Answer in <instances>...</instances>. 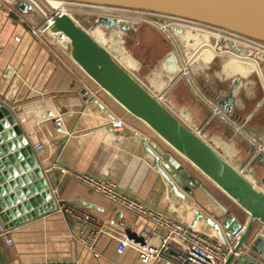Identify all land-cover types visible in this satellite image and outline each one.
I'll list each match as a JSON object with an SVG mask.
<instances>
[{
	"label": "crops",
	"instance_id": "1",
	"mask_svg": "<svg viewBox=\"0 0 264 264\" xmlns=\"http://www.w3.org/2000/svg\"><path fill=\"white\" fill-rule=\"evenodd\" d=\"M17 10L14 1H0V100L13 107L26 135L31 130L41 133L45 148L40 152L34 150L33 157L46 173L48 170L47 176L54 193L58 189L55 193L58 206L53 211L12 228L14 245L10 246L6 239H0V264L35 263L48 259H77L80 264H143L137 247L146 240L143 232H146L149 223L140 221L130 211L77 183L69 175H63L62 169L110 180L147 207L153 210L164 208L169 220L187 224L220 241L215 229L206 221L198 220L197 211L185 200L189 193L195 194L198 200L194 185H188L179 176L185 173L181 162L193 168L190 163L184 162L173 152L160 150L138 127L127 124L122 131H116L112 125L118 110L100 97L101 90L97 87L90 89L89 85H85L82 72L41 34L38 14ZM99 28L107 30L102 26ZM149 28L138 24L129 31L135 30L134 33H137L138 30H145L150 34L153 29ZM157 37L160 42L151 40V44L143 50L145 57L138 62L141 67H162L160 71L150 70L158 74L161 82L158 84L149 79L145 85L154 94L165 91V103L188 126L201 134L209 128L210 131L203 136L205 140L216 150L219 149L217 151L232 165L246 167L256 148L251 140L264 144V95L247 92L250 86L241 81L252 77L257 87L262 79L264 61L246 70L243 69L246 67L238 65L225 69L219 63L225 58L237 57L236 52L241 55V51L211 41L215 42L214 46L211 44L205 56L194 61L191 55L196 51L193 47H197V41L189 39L183 31L170 29L165 33L162 31ZM124 39L126 45L132 44L129 35L124 34ZM100 43L105 46L101 40ZM171 53H175L179 71L177 76L165 68V59ZM189 60L194 64L189 62L190 66L185 67ZM198 67V72L206 71L211 75L210 79L199 81L203 92L211 97L209 99L213 107H218L228 121L220 116L213 118V107L195 93L198 87L191 86V70L198 78ZM186 68L189 77L183 75ZM226 76L229 78L226 79ZM231 78L235 79L232 85ZM235 84L232 114L221 104L226 101ZM240 94L242 97H239ZM19 102H23V105L17 107ZM96 110L104 111V115L98 116ZM124 118L126 120L125 115ZM59 120L63 124L62 133L57 129ZM235 127L240 128L241 133H235ZM141 136H147L149 142L146 144ZM230 143L235 144L231 150ZM147 146L152 149L151 152ZM154 154L159 157V164ZM158 165L172 182L165 178ZM251 171L255 173L252 181L258 185L255 180L260 179L259 187L264 189V162H255ZM61 204L73 205L105 227L123 230L120 232L121 237L129 240L126 251L119 252V239L103 234L97 243L99 255L96 256L94 251L76 240L77 229L83 220L76 214L62 212ZM200 210L219 221L225 241L240 228L239 225L230 228L233 223H222L220 217H216L208 208L202 206ZM117 211H123L124 226L118 224ZM226 211L230 219L237 214L229 205ZM131 234L136 238H131ZM255 236L257 231L252 239ZM251 240L246 247H250ZM262 247L253 245L250 248V255L259 264H264ZM255 251L257 256H253ZM240 264L251 263L241 260Z\"/></svg>",
	"mask_w": 264,
	"mask_h": 264
},
{
	"label": "water",
	"instance_id": "2",
	"mask_svg": "<svg viewBox=\"0 0 264 264\" xmlns=\"http://www.w3.org/2000/svg\"><path fill=\"white\" fill-rule=\"evenodd\" d=\"M53 15V28L91 65L96 67L111 85L124 94L132 104L166 131L178 145L195 161L218 178L227 188L250 205L252 222L243 233L236 251L244 250L256 229L264 223V189L256 185L245 173L246 168H237L226 160L202 136L201 132L188 126L164 101L162 94H154L112 52L103 46L86 28H83L69 13L54 15L49 0H33ZM84 5L135 9L153 14L192 20L218 27L264 44V0H59ZM21 5L15 1V9ZM22 12V11H20ZM26 13V12H25ZM121 27L117 18L100 16L93 27ZM233 48H237L233 44ZM166 69L177 76L175 53L165 59ZM176 78V77H175ZM176 80V79H175ZM172 82V84L175 82ZM235 84L222 107L233 114ZM226 103V104H225ZM147 144V136H141ZM145 144V145H146ZM151 152V148L147 146ZM158 159L159 157L154 154ZM34 156L22 123L11 105L0 100V217L9 229L30 219L40 217L57 208L56 195L52 190L49 175ZM259 158L264 159V154ZM158 169L170 180L167 173ZM48 175V176H47ZM171 181V180H170ZM172 182V181H171ZM118 224L123 225V211H117ZM197 219L206 221L218 233L224 245V231L219 221L197 210ZM194 228V227H193ZM118 232H123L117 229ZM131 238H136L130 235ZM235 259L232 255L226 264ZM238 260L259 264L250 254Z\"/></svg>",
	"mask_w": 264,
	"mask_h": 264
},
{
	"label": "built area",
	"instance_id": "3",
	"mask_svg": "<svg viewBox=\"0 0 264 264\" xmlns=\"http://www.w3.org/2000/svg\"><path fill=\"white\" fill-rule=\"evenodd\" d=\"M12 1H17L21 4V0ZM28 1L34 3L39 8V5L35 1ZM66 4V11L58 12V14L69 13L68 11H80L84 13V11L93 10L96 17L110 16L125 22H146L153 24L157 26L159 30L166 32L170 29H177L186 33L189 39H200L201 46L199 47V51L205 44L206 50L204 51L208 50L211 40L209 41V38L206 36L211 35L217 39L220 38L229 44H235L238 49L241 48L247 51L255 58L264 59V57H261V54L264 56L263 43L211 25L201 24L184 18L153 14L146 11L111 7H89L75 2H66ZM160 17H163L164 19H160ZM183 75L189 76L188 68L183 71ZM196 91L199 92L198 95L203 97L211 107H213V102L209 99L211 97H207L202 90L197 89ZM21 105H23V102L17 103L16 106L19 107ZM212 109L213 118L220 116L223 120L228 121L224 118V114L218 107H213ZM95 113L100 117L104 115V111L102 110H96ZM116 115L112 126L116 131H122L128 123L126 122L124 115L118 113ZM62 127V121H57V129L61 133L63 131ZM236 131L237 134L241 133V129L238 127H235V133ZM27 137L35 151L40 152L44 150L45 145L40 132L31 130ZM251 143H253L256 148L252 152L248 165H250V163H252L257 157L264 154L263 143H258L255 139H252ZM62 173L63 175H69L70 178L77 183H80L88 189L102 195L109 201L118 204L121 208L130 211L140 221L149 223L146 232H143L146 240L142 245L137 247L140 252V260L143 264H226L232 255H235V259L230 264H240V260L238 259L242 258L245 254H251L252 252L250 251L251 247L249 246L245 247L244 250L236 251V247L246 230L243 226H240L238 230L233 232L223 245L219 240L197 230L196 228L169 220L164 208L153 210L150 207H147L142 201L120 190L117 185L110 180L99 179L90 174L69 172L66 169H62ZM56 192H58L57 188L55 189V193ZM185 200L194 211L200 210L202 207L198 200L197 202L192 201L189 199L188 195L185 197ZM60 210L64 213H70L72 215L76 214L79 219L83 220V223L77 229L76 240L86 248L94 251L96 256L99 255L96 250L97 243L103 234L109 235L112 239L116 238L120 240V253H124L128 248L129 240L121 237L122 234L113 226L105 227L100 221L92 218L88 213L78 210L73 205L61 204ZM0 239H6L10 246L14 245L12 229H9L7 224L2 220H0ZM25 264L80 263L77 259H48L42 262Z\"/></svg>",
	"mask_w": 264,
	"mask_h": 264
},
{
	"label": "rangeland",
	"instance_id": "4",
	"mask_svg": "<svg viewBox=\"0 0 264 264\" xmlns=\"http://www.w3.org/2000/svg\"><path fill=\"white\" fill-rule=\"evenodd\" d=\"M40 6V5H39ZM42 11L38 14V22H39V29L40 31L44 30L46 28V20H47V11L42 7ZM51 7V6H50ZM74 7V6H73ZM66 11V10H65ZM69 14L72 15V17L79 23L80 26H82L83 28H86L99 42L101 40V42H103V44H105V46H107L109 48V50L112 52V54L124 65L126 66V68L132 72L141 82H143V84H146V82L150 81L149 79H152V82L154 83H160L161 79L158 78V74L155 72H151L150 70L152 69H156V71H160L162 70V67H141L140 63L138 61H141L142 57H145V54L143 53V50L145 49V46H149L152 42L158 41V37L157 35L161 34L162 30H159L157 26L150 24V23H146V22H137V21H130V22H125L122 21V23H124L123 29H120L119 27H115L114 29H100L99 27H93V22L94 20L97 19L96 16L93 15H88V13H83L80 11H68ZM73 12V13H72ZM160 19H164L163 17H160ZM138 24H141L143 26H148L150 28L153 29V32L148 34L147 31L143 30L142 32H138L134 33V31H129V29L133 30L135 26H138ZM132 27V28H131ZM149 28V29H150ZM123 32V36L121 35V33ZM166 31H163V33H165ZM159 33V34H158ZM124 34L129 35V41H131L132 44L126 45L125 44V39H124ZM207 38H209L208 40L210 41H215L217 42L218 45H223V47H230L233 45L227 43L226 41L221 40L220 38H215L211 35H207ZM125 40V41H124ZM195 41H197V47L194 46L193 50L196 48V51L194 52V54L191 55L192 59L194 61H196L199 57H203L205 56V54L208 52L204 51L206 50V44L203 45L201 48V50L199 51V47L201 46L200 43V39H194ZM207 40V41H208ZM209 43V47L211 44H215V42H211ZM160 41H158L157 43H159ZM155 44V43H154ZM132 45H135L136 48H134ZM157 48H159L158 46H156ZM244 48V47H242ZM236 50L238 48H235ZM156 50V49H154ZM192 50V51H193ZM204 51V52H203ZM154 54L156 55L155 51H153ZM203 52V53H202ZM216 51L212 52L215 53ZM252 53V52H251ZM237 57H233V58H225L222 62H220V66H223L225 69L227 67H232L234 65H238L239 67H245L243 65H240L238 62H242V61H247L248 59H245L244 57H242V55H240L238 52H236ZM242 57V58H241ZM247 57L249 58V62L254 64L256 63L255 61H253V55L252 54H248ZM158 60V59H157ZM263 61V60H262ZM189 62H191V64L193 65L194 62L192 61H187L186 66L188 67ZM257 64V63H256ZM255 65V64H254ZM190 66V65H189ZM196 66V64H195ZM194 66V67H195ZM152 68V69H151ZM166 68V67H165ZM200 67H198L196 69V71L198 72ZM250 67H246L243 69H248ZM189 77V76H188ZM187 77V78H188ZM192 81H191V86L193 88L198 87L200 90L204 91L202 86L200 85L201 80H203V78H211V75L208 74L206 71H199L198 72V78L197 76L192 72L191 70V76ZM226 79H228L229 77L226 76ZM83 80L85 85H89L90 89L92 87H97L98 90H101V85L99 83H96L94 81H90L86 76L83 75ZM231 81V85L234 82L235 79H230ZM200 81V82H199ZM242 84H248L250 86V90L247 91L251 94H254L258 92L259 95H264V71H263V75H262V79H260V83L256 85L253 83V78L249 77V78H243L241 81ZM230 85V87H231ZM228 86V91L230 90V88ZM205 92V91H204ZM246 92V93H247ZM196 94H199V92L195 91ZM99 95L100 97L108 104H110L111 106H113L114 108H116L118 111H116V113L118 114H123L126 117V122L131 125L132 127H138L140 128L145 134H147L148 137H150L154 144L162 151L165 152H171L163 143V141L158 138L155 137L151 130L146 127L144 124H142L135 116H133L130 113H126L124 112L123 109L119 108L115 103H113L112 101L109 100L108 97L104 96L102 91H99ZM239 97H242V94H240ZM168 100V98L166 99ZM210 131L209 128H207V130L204 131V133H202V136H206L207 133ZM161 140V141H160ZM235 146V144L230 143L229 148L230 150L232 149V147ZM168 149V150H167ZM219 150V149H217ZM169 154H173V153H169ZM233 154V152H232ZM231 158V157H230ZM233 159V158H231ZM181 166L183 167V171L185 173H181L179 176L183 177L184 180L188 183V185H194L195 187L200 188L201 186L198 185L201 184L204 189L206 190H211L210 186H208L206 183H204L203 181V177L194 169V168H190L187 165H184L183 162H181ZM243 168V167H242ZM194 169V170H193ZM241 169V168H239ZM250 178L253 177V175L249 174L247 175ZM253 180V179H251ZM260 179H256L255 182H257L258 186L260 185ZM262 188V187H261ZM263 189V188H262ZM195 194H188L189 199H191L192 201L197 202V199L194 197ZM215 200V202H213L216 206H218V204L221 203V205L224 206V208L228 207L229 202H228V198L227 197H223V198H219V197H214L213 198ZM201 206V205H200ZM203 206V205H202ZM204 207V206H203ZM213 207V206H212ZM215 209V208H214ZM232 209L238 213L240 212V210L235 207L232 206ZM212 210V209H210ZM240 224H242L241 221H239ZM240 226V225H239ZM257 246L260 248V246H263L261 249L263 250L264 248V224L260 225L257 229V237L255 236L254 239L251 240V244L250 247L252 248V246ZM250 251H252L250 249ZM257 251L253 252V256H257Z\"/></svg>",
	"mask_w": 264,
	"mask_h": 264
},
{
	"label": "bare ground",
	"instance_id": "5",
	"mask_svg": "<svg viewBox=\"0 0 264 264\" xmlns=\"http://www.w3.org/2000/svg\"><path fill=\"white\" fill-rule=\"evenodd\" d=\"M49 4L51 5V10H53V14L57 15L58 12L66 10V2L59 0H49ZM21 7L19 8L22 12H29L33 14H39L42 11V8L35 5L28 0H21ZM89 7H102V6H92L87 5ZM117 8V7H111ZM121 9V8H119ZM135 10V9H129ZM142 11V10H136ZM147 12V11H146ZM110 17V16H107ZM118 19V18H117ZM120 23V21L118 19ZM41 34L46 37L47 41L52 45L56 46L57 49L65 55V57L76 67L78 68L84 76H86L90 81H94L99 83L101 87V91L104 95H106L110 101L114 102L119 108L123 109L124 112H128L135 116L142 124L148 127L152 134L155 137L160 138L164 143V145L173 152L178 158L183 160L186 163H190V165L203 177L204 183L210 186L211 190H206L204 187L198 183L201 187H195L194 190L198 196V202L203 205L205 208L212 209L215 213L216 217H220L222 223H233L230 228H235V226H243L245 229L252 222V209L249 204H247L244 200H242L239 196H237L233 191L227 188L218 178H216L210 171L205 169L201 164L192 159L172 138L166 131H164L157 123L151 120L145 113L136 108L132 102L122 93L117 91L107 80L99 70L91 65L74 47L64 38V36L57 32L55 28H53V15L47 14L46 28L41 31ZM241 51L242 57L248 59L247 61L238 62L239 64L245 67H251L253 64L249 62V58L247 55L249 54L247 51L243 49H238ZM241 57V58H242ZM261 57H264L261 54ZM253 61L256 63L262 62V59L255 58L253 56ZM264 61V59H263ZM255 64V63H254ZM160 140V141H161ZM214 197H227L229 200V206L237 207L240 212L233 215L232 219H230L226 208H224L221 203L216 206L213 202L215 200ZM213 206V207H212ZM215 208V209H214ZM221 209V210H220ZM231 215V214H230ZM232 216V215H231ZM242 222V224L239 223ZM264 224V223H263ZM262 225V224H261ZM238 226V227H240ZM226 228H229L227 224H225ZM237 227V228H238ZM258 229V228H257ZM256 229V231H257Z\"/></svg>",
	"mask_w": 264,
	"mask_h": 264
},
{
	"label": "trees",
	"instance_id": "6",
	"mask_svg": "<svg viewBox=\"0 0 264 264\" xmlns=\"http://www.w3.org/2000/svg\"><path fill=\"white\" fill-rule=\"evenodd\" d=\"M260 160H262V162H264V159H261V158H257V160L255 161V162H257V161H260ZM254 161L252 162V163H250V165H248L247 167H246V170H245V173H246V175H254L255 173L254 172H252L251 171V167H252V165L255 163ZM249 177V176H248Z\"/></svg>",
	"mask_w": 264,
	"mask_h": 264
},
{
	"label": "flooded vegetation",
	"instance_id": "7",
	"mask_svg": "<svg viewBox=\"0 0 264 264\" xmlns=\"http://www.w3.org/2000/svg\"><path fill=\"white\" fill-rule=\"evenodd\" d=\"M84 13H88V15L90 16V15H93V16H95V14H94V11L93 10H89V11H84ZM94 21H96V20H94ZM120 24H123L124 25V23H120ZM96 28H98V27H96ZM108 29V28H107ZM120 29H121V27H120Z\"/></svg>",
	"mask_w": 264,
	"mask_h": 264
}]
</instances>
